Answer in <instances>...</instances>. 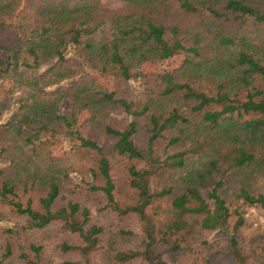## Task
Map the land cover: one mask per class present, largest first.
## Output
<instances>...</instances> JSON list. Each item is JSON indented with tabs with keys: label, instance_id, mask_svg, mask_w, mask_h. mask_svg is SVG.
I'll return each instance as SVG.
<instances>
[{
	"label": "trees",
	"instance_id": "1",
	"mask_svg": "<svg viewBox=\"0 0 264 264\" xmlns=\"http://www.w3.org/2000/svg\"><path fill=\"white\" fill-rule=\"evenodd\" d=\"M116 1L0 0V201L25 219L9 232L59 223L84 245L64 249L87 256L104 230L74 196L102 193L144 232L143 251L112 249L108 264L204 255L196 245L215 251L206 264H264V228L244 235L247 215L264 211V0ZM174 57L175 69H144ZM60 142L66 157L50 151ZM157 200L162 221L148 211ZM29 249L20 258L41 264L45 248ZM3 252L0 264L10 242Z\"/></svg>",
	"mask_w": 264,
	"mask_h": 264
},
{
	"label": "rangeland",
	"instance_id": "2",
	"mask_svg": "<svg viewBox=\"0 0 264 264\" xmlns=\"http://www.w3.org/2000/svg\"><path fill=\"white\" fill-rule=\"evenodd\" d=\"M102 1L105 6L112 9H116L120 6V3L116 0ZM22 7L25 8L24 6ZM182 62L183 57H174L160 65L153 66L151 64H146L144 69L145 71L163 70L165 68L175 69L179 67ZM99 82L109 89L114 88V80L112 77L99 75ZM9 88H11V83L5 82L4 90H8ZM88 116V113H83L81 119L85 121ZM67 146L66 143L60 142V144L52 146L50 151L54 157H63L67 154ZM125 165L123 161L116 160L113 171L118 188L116 193L117 199L121 202V205L124 206L133 201L132 190L125 180ZM70 179H72L71 187H75V189L84 182L83 176L81 174L76 175L73 171L70 174ZM74 197L82 206L90 210L91 224L102 227L104 230L103 235L100 236L101 243L96 251L89 252L87 256H83L80 250H65V246H70L72 248L82 246L83 241L78 235L68 232L59 223H54L42 231H28L21 234L15 232L10 233L9 229L17 231L18 227L20 228V225L25 223V219L18 218L12 214L9 206L0 201V261L4 253L3 247L7 241L12 244L13 256L3 264H29L24 262L19 255L22 252H26L31 255L30 259H33L34 255L29 249L30 244L43 246L45 248L41 255V264H108L109 259L107 257L108 254H112V249L129 250L135 248L136 250L143 251V223L137 216L133 214L123 215L112 210L108 207L106 197L102 193H76ZM166 209L167 206L165 201L157 200L148 211L156 218L154 220L162 221L166 218ZM156 213H158L159 216H156ZM247 217L250 227L246 230L244 235L249 238L257 229L264 228V211L252 210ZM220 237L209 234L207 240L210 241V244L213 245L214 243L217 245L218 241H221ZM223 245H225V243L221 246ZM207 247L202 246L199 248V245L195 246L197 251L199 249L203 250L204 255L198 253L196 255H186L179 259L172 260V258L169 257L170 254L162 249L155 251V256L162 255V260L168 264H206L207 259L211 258V255H215V251H210ZM220 249H222V247ZM129 264L153 263H148L143 257H140ZM226 264L228 263L226 262Z\"/></svg>",
	"mask_w": 264,
	"mask_h": 264
}]
</instances>
